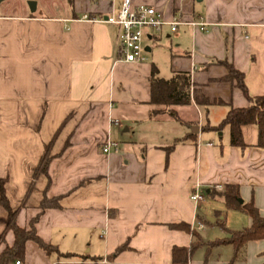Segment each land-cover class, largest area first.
<instances>
[{"label":"crops","instance_id":"0c3cea01","mask_svg":"<svg viewBox=\"0 0 264 264\" xmlns=\"http://www.w3.org/2000/svg\"><path fill=\"white\" fill-rule=\"evenodd\" d=\"M121 1L69 0L60 15L47 16L36 15L37 4L33 13L11 14L0 2V199L28 229L44 191L60 197L58 208L41 215L36 233L70 255H47L26 242L22 264H175L172 249H189L195 235L197 249H215L198 223L203 215L211 224L228 215L208 213L205 200L191 201L197 183L224 211L223 199L213 195L236 186L243 203L252 202L264 217L257 128H241L243 149L229 145L227 128L203 129L217 126L228 105L248 107L234 84L221 81L227 70L215 62L227 61L242 73L249 96H264V0H131L133 7L146 5L164 21L181 23L175 33L166 25L148 33L139 64L120 60L118 27L81 20L85 14L105 19ZM199 19L208 24L205 32L188 25ZM162 39L166 49L154 44ZM153 66L163 79L190 76L191 103L172 108L177 119L168 112L150 116L158 109L149 105ZM194 90L209 100L207 109L195 104ZM67 141L23 202L44 146L51 142L55 156ZM108 143L117 147L103 153ZM7 220L0 204V235ZM13 240L8 232L0 252ZM125 243L128 250L110 260ZM243 248L255 257L264 252V240ZM194 256L186 264H218ZM247 264H264V255Z\"/></svg>","mask_w":264,"mask_h":264},{"label":"trees","instance_id":"16d2710c","mask_svg":"<svg viewBox=\"0 0 264 264\" xmlns=\"http://www.w3.org/2000/svg\"><path fill=\"white\" fill-rule=\"evenodd\" d=\"M222 65L227 70V75L221 80L230 84H234L243 94L248 102L246 108H233L228 105V111L225 118L217 126L206 125L203 129L211 132H221L227 128L229 133V145L232 147L243 149L245 147L241 128L246 125H253L257 128V147L264 149V96L251 97L249 96L244 84V76L242 73L236 71L233 66L227 61L215 62ZM150 100L149 105L157 107L150 112L151 117L168 112L169 115L177 119L173 107L187 106L191 103V80L187 73H176L169 79L159 77L156 67H152L149 78ZM194 102L196 105L207 109L210 106L209 100L204 97L199 90H194ZM214 104L223 105L221 101H215ZM190 137L195 138L194 134ZM51 142L44 146L43 153L40 157L37 167L33 172L32 182L26 192L23 202L26 201L28 195L32 191L33 183L40 175H47L50 162L55 157H60L68 148L69 141L65 143L62 151L55 156L50 155ZM213 196H219L223 199L226 209L235 210L246 214L251 223L248 227L239 231L229 232V238L222 241L211 243L210 246L215 245H231L234 249L235 255L240 248L248 242H258L264 240V217L254 207L252 202L240 204L238 188L236 186H226L223 191L215 193ZM60 197L48 198L46 190L43 193L42 200L38 206V213L29 221L28 229L20 228L16 223L17 212L11 211L8 207L7 201L4 197L0 199V204L8 210V220L0 235V244L4 243L5 236L11 232L14 236L12 246L5 248L0 252V264H14L24 258L26 242H32L37 247L44 251L47 255L56 254L58 257H68L70 255H63L59 253L56 247L43 242L36 233V224L39 222L41 215L47 209L58 208V201ZM222 225L221 221L219 222ZM186 228V227H183ZM195 241L189 249L177 248L172 249V261L175 264H186L189 256L199 246L198 235L194 236ZM128 250L127 243L119 246L112 255L110 260L116 258L121 252ZM264 255V252L261 253Z\"/></svg>","mask_w":264,"mask_h":264},{"label":"built area","instance_id":"2783aa9c","mask_svg":"<svg viewBox=\"0 0 264 264\" xmlns=\"http://www.w3.org/2000/svg\"><path fill=\"white\" fill-rule=\"evenodd\" d=\"M110 1V0H107ZM82 21L89 22H102L109 25L118 27L119 33L117 36L118 52L120 60L124 63L139 64L145 61L144 57V40L148 33H158L163 26H169L170 32L175 33L178 26L181 24L178 20L164 21L162 15L155 9L146 6H132L131 0H122L120 8L111 13L105 19H94L88 15L81 17ZM188 25L193 30L205 32L208 24L199 19L193 22H189ZM114 124H118L117 121H113ZM115 143L106 144L102 152L108 153L111 148L116 149ZM218 189V187H216ZM190 199L194 203H200L205 200V195L201 192V186L197 183L193 186L190 193ZM198 228L203 229V223H198ZM14 264H22L20 261H16Z\"/></svg>","mask_w":264,"mask_h":264},{"label":"rangeland","instance_id":"374dc122","mask_svg":"<svg viewBox=\"0 0 264 264\" xmlns=\"http://www.w3.org/2000/svg\"><path fill=\"white\" fill-rule=\"evenodd\" d=\"M30 1L37 4L36 15L43 16L51 14L60 15V12L66 10L69 5V0H4V3L1 7L8 8V12L11 14L27 13L30 12L28 6V2ZM166 42L167 41L165 39H162L158 42H155L154 44L166 49ZM205 201L210 203V207H206L208 213L211 212V208L214 211L221 209L223 211V215L227 213L228 220L221 221L223 226H221L219 223L220 221H216L214 224H211L210 222L204 220V211L200 212V214L203 215L202 222L204 231H202V239L204 236H206L205 238H208L209 242L215 243L217 241L228 239L229 232L239 231L248 227L249 224H246L248 216L246 214L239 211L234 212L232 210L226 212L227 209L224 211L223 205L219 201H212L208 198H206ZM212 247L215 249H207L206 245H204L201 249H196L194 260L198 259L202 262H206L207 260L214 262L217 260L218 264H247L255 260L256 257H263L261 253L255 257H252V255L247 252L246 248L240 249L235 255L234 249L231 245L220 244Z\"/></svg>","mask_w":264,"mask_h":264},{"label":"water","instance_id":"95a60500","mask_svg":"<svg viewBox=\"0 0 264 264\" xmlns=\"http://www.w3.org/2000/svg\"><path fill=\"white\" fill-rule=\"evenodd\" d=\"M0 2H1V0H0ZM28 6H29V9H30V12H31V13L35 12V9H36V3L30 1V2H28ZM190 130H191V132L194 133V134H197V132H198V128H197V127H191ZM238 202H239L240 204L243 203V201H242L241 199H239Z\"/></svg>","mask_w":264,"mask_h":264}]
</instances>
